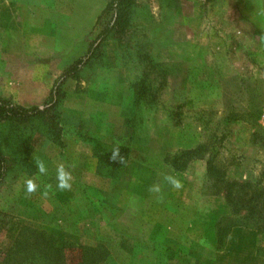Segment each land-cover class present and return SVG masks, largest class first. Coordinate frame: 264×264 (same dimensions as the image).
<instances>
[{
    "label": "rangeland",
    "instance_id": "rangeland-1",
    "mask_svg": "<svg viewBox=\"0 0 264 264\" xmlns=\"http://www.w3.org/2000/svg\"><path fill=\"white\" fill-rule=\"evenodd\" d=\"M108 1L0 0V96L41 104L63 68L95 38L109 16ZM131 25L126 49L123 41L107 38L79 78L65 85L58 107L62 146L36 133L28 150L13 152V127L2 128L9 166L0 184V261L27 225L88 245L110 240L111 255L102 264H211L204 224L189 220L208 203L200 192L207 156L182 171L165 158L197 143L213 144L214 161L228 178L264 185V129L247 121L264 97V0H135ZM137 47L168 65L170 74L154 106L133 112ZM140 63L146 64L144 57ZM28 71L40 82L27 81ZM254 124L264 126L263 116ZM91 137L109 148L131 147L115 182L104 177L106 168L98 174ZM33 156L45 162L46 175L37 172ZM59 163L72 174L71 190L56 188ZM166 175L183 186L173 188ZM28 177L38 185L32 194L25 190ZM45 184L52 185L47 196ZM233 229L236 238L243 236L246 255H256L245 264H264V234ZM164 247L176 259L167 260ZM65 253L70 264L78 263L77 248Z\"/></svg>",
    "mask_w": 264,
    "mask_h": 264
},
{
    "label": "trees",
    "instance_id": "trees-1",
    "mask_svg": "<svg viewBox=\"0 0 264 264\" xmlns=\"http://www.w3.org/2000/svg\"><path fill=\"white\" fill-rule=\"evenodd\" d=\"M209 1L212 0H205V2ZM134 5L135 0L108 1L104 11H107L109 16L101 24L95 38L89 42L82 55L63 68L41 104L21 105L11 98L0 96V136L4 126L13 127L15 131L11 129L10 133L18 141L15 142L9 136L13 146L16 145L13 152L22 153L28 150L26 148L30 146L29 142L36 133L46 135L54 145L62 146L64 130L58 107L66 95L65 85L70 80L79 78L82 69L99 53L102 43L107 38L113 37L118 42L123 41L126 49L131 41V14ZM133 54L139 58L138 62H134L135 70L139 69V73H136V79L130 83V86L135 98L133 112L136 109L138 112L142 109L139 107L142 104L154 106L152 104L157 99L160 87L167 83L170 70L168 65L152 60L140 47H137ZM127 56L132 58L130 52H127ZM143 57L146 64L140 63ZM247 114L249 117L254 115V118L247 119L252 127L264 129V126L254 124L261 116L264 122V97L261 107ZM89 139L92 154L97 159L98 174L106 168L108 171L104 177L115 182L128 160L131 147L127 144H119L124 163H113L109 160L112 148L106 147L96 137ZM213 146L212 144L209 148L204 143H197L193 147L175 152L169 158L166 157L165 161L175 171H182L190 161L207 156L205 171L200 181V192L206 197L208 203H204L203 208L200 209L201 220L199 221L204 224L205 241L214 250L219 251L225 247L227 237L234 227H252L259 234H264V185L260 181L250 179L228 178L225 170L214 161L215 152L213 153L214 150L211 149ZM16 159L22 166L26 164V167H31V162H28L26 158ZM8 162L3 149V140L0 139V184L7 175ZM3 223L4 221L1 220L0 231ZM68 248H77L80 251L77 264H102L111 255L110 240L102 238L96 244L88 245L24 225L20 227L13 243L4 251L0 264H70L65 253ZM162 249L169 253L167 260L176 259L173 249L169 247Z\"/></svg>",
    "mask_w": 264,
    "mask_h": 264
},
{
    "label": "clouds",
    "instance_id": "clouds-1",
    "mask_svg": "<svg viewBox=\"0 0 264 264\" xmlns=\"http://www.w3.org/2000/svg\"><path fill=\"white\" fill-rule=\"evenodd\" d=\"M260 40L261 42H264V35L260 36ZM34 163L37 169V172L41 175H46L47 174V166L45 164V162L38 158V157H34ZM109 160L113 163H119V164H123L124 163V157L120 155V148L118 145L113 146L111 149V154L109 156ZM73 167L75 165H72ZM73 177L70 171H68L65 167V165L63 163H59L56 166V188L60 191H66V190H71L72 188V181ZM164 179L171 184V186L173 188L179 189L181 188L182 182L176 178L175 176L172 175H166L164 177ZM24 185H25V190L28 194H32L34 192H36L38 185L35 182V179H33L32 177H28L25 179L24 181ZM52 185L51 184H45L44 185V191H43V195L47 196L49 190H51ZM152 191H159V186H153V188L151 189Z\"/></svg>",
    "mask_w": 264,
    "mask_h": 264
},
{
    "label": "crops",
    "instance_id": "crops-1",
    "mask_svg": "<svg viewBox=\"0 0 264 264\" xmlns=\"http://www.w3.org/2000/svg\"><path fill=\"white\" fill-rule=\"evenodd\" d=\"M30 69H31V67H29L28 70H30ZM38 77L30 74L28 71L26 80L27 81L40 82V79H39L40 77L39 78ZM41 82L44 83V80H42ZM31 83H33V82H31ZM39 95H40V93H39ZM43 96L44 95L42 94V97ZM203 200L207 201L206 197L203 196ZM202 208H203V206H202ZM199 213H200V208L193 210L192 216H189V218H190L189 220H198V221L201 220ZM235 230H237V229H235ZM235 230L233 229L229 233L225 247L222 250H219V251L214 250L213 247L209 244V246L212 248V249L211 248H209V249L213 250V253H214L213 254L214 259H213V262L211 264H245V262L252 261V259L256 257V255L252 257V255H253L252 251L248 255H246L247 252L244 250L243 247H241V244H240V242H242L241 237H243V236L238 235L239 238H236L234 234H236L237 232ZM232 231H234V232L232 233Z\"/></svg>",
    "mask_w": 264,
    "mask_h": 264
}]
</instances>
